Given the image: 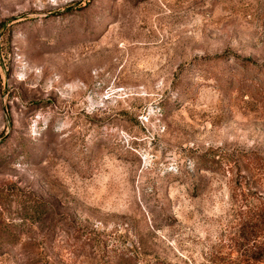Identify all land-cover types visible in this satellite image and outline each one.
Returning <instances> with one entry per match:
<instances>
[{
  "label": "rangeland",
  "instance_id": "1",
  "mask_svg": "<svg viewBox=\"0 0 264 264\" xmlns=\"http://www.w3.org/2000/svg\"><path fill=\"white\" fill-rule=\"evenodd\" d=\"M253 152L264 0H0V264H245Z\"/></svg>",
  "mask_w": 264,
  "mask_h": 264
},
{
  "label": "trees",
  "instance_id": "2",
  "mask_svg": "<svg viewBox=\"0 0 264 264\" xmlns=\"http://www.w3.org/2000/svg\"><path fill=\"white\" fill-rule=\"evenodd\" d=\"M242 158L247 161L261 160L264 162V155L258 156L257 152H253L250 155L245 154ZM248 211L250 212L248 218L244 222V225H248L249 222L250 227L247 230L250 231L251 234L254 231L255 233L254 236H252L254 241L250 242V245L246 248L248 254L245 258V264H264V238L258 239V235L260 233H264V197L256 208H250ZM262 237H264V235Z\"/></svg>",
  "mask_w": 264,
  "mask_h": 264
}]
</instances>
